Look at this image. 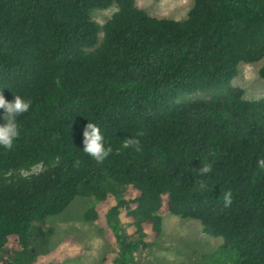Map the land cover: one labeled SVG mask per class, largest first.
Instances as JSON below:
<instances>
[{"label": "trees", "instance_id": "16d2710c", "mask_svg": "<svg viewBox=\"0 0 264 264\" xmlns=\"http://www.w3.org/2000/svg\"><path fill=\"white\" fill-rule=\"evenodd\" d=\"M261 60L264 0H193L180 21L135 0H0V91L32 101L0 148V264L80 257L71 236L51 248L45 225L78 196L110 247L101 264H136L167 214L220 238L234 264H264V96L231 83ZM88 122L112 148L103 162L82 151Z\"/></svg>", "mask_w": 264, "mask_h": 264}, {"label": "rangeland", "instance_id": "374dc122", "mask_svg": "<svg viewBox=\"0 0 264 264\" xmlns=\"http://www.w3.org/2000/svg\"><path fill=\"white\" fill-rule=\"evenodd\" d=\"M136 6L146 13L171 20H184L192 7L193 0H135ZM116 6L95 10L92 18L103 25L116 11ZM264 60L256 63H240L232 85L244 90L248 100L264 96V79L259 69ZM94 202L92 198L78 196L61 214L48 217L45 225L53 229L50 247H55L63 238L71 236L84 248L78 258L58 264H101L110 251L95 225L83 218L85 210ZM236 253L223 247L220 238L202 232L194 220H183L175 215L162 217V231L152 246L138 250L136 264H234Z\"/></svg>", "mask_w": 264, "mask_h": 264}, {"label": "clouds", "instance_id": "9594fccd", "mask_svg": "<svg viewBox=\"0 0 264 264\" xmlns=\"http://www.w3.org/2000/svg\"><path fill=\"white\" fill-rule=\"evenodd\" d=\"M32 107V101L21 95L14 94L12 100H8L0 91V148L11 150L17 138L20 136L18 118L28 113ZM83 152L97 162H103L112 152V148L106 146L105 136L101 128L91 122H88L83 130ZM139 140L127 138L125 147H134L140 150ZM212 172L210 164H203L200 168L201 175ZM224 205L227 207L232 203V193L227 191L223 193Z\"/></svg>", "mask_w": 264, "mask_h": 264}]
</instances>
